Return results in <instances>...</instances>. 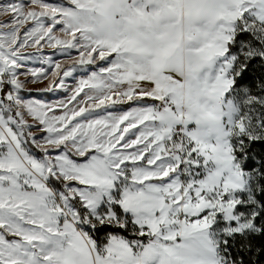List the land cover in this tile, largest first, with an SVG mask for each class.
<instances>
[{"label": "snow or ice", "instance_id": "obj_1", "mask_svg": "<svg viewBox=\"0 0 264 264\" xmlns=\"http://www.w3.org/2000/svg\"><path fill=\"white\" fill-rule=\"evenodd\" d=\"M0 17V264H264V0Z\"/></svg>", "mask_w": 264, "mask_h": 264}, {"label": "rangeland", "instance_id": "obj_2", "mask_svg": "<svg viewBox=\"0 0 264 264\" xmlns=\"http://www.w3.org/2000/svg\"><path fill=\"white\" fill-rule=\"evenodd\" d=\"M0 19H5L6 20L7 17H0ZM28 52L29 53H34V50L33 49H29ZM44 53H45V55H51L53 53V50L45 48L44 49ZM53 58L54 59H63V57H61L59 55H56ZM25 63H26V65L28 67H34V68L46 67V65H41L38 61L31 60V59H29L28 61H25ZM81 76H84L83 72L74 73V77L67 78L66 82L69 85H74L75 84V78H79ZM41 87H42V85H29V88L33 89L32 93L29 94L28 92H24V93H22V95H24L26 97H29L31 99H39V100H41L42 102H45V103H55L57 100L64 98L65 94L63 92H59V91H57L55 93H52V92L41 93V92L35 91V89H38V88H41Z\"/></svg>", "mask_w": 264, "mask_h": 264}]
</instances>
